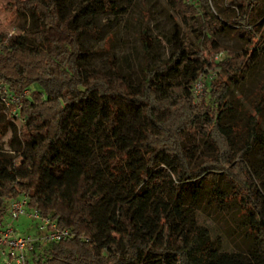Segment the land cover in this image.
Here are the masks:
<instances>
[{"label":"trees","instance_id":"16d2710c","mask_svg":"<svg viewBox=\"0 0 264 264\" xmlns=\"http://www.w3.org/2000/svg\"><path fill=\"white\" fill-rule=\"evenodd\" d=\"M63 1L17 2L14 12L29 15L33 28L0 46V79L14 93L30 90L18 111L20 127L0 103V132L11 130L10 151L0 149V220L7 201L24 193L29 208L73 231L67 239L35 244L27 264H264V80L254 91L253 113L240 124L224 123L234 110L230 84L264 63L257 23L264 21V0H168L181 21L171 18L169 54L146 68L133 90L113 60L106 73L82 69L80 37L96 38L97 30L76 25L73 15L64 18ZM97 2L104 12L113 9L112 0ZM227 30L244 47L216 63L226 80L213 78L207 101L195 104L204 52L227 51L217 40ZM189 33L198 45L193 50ZM139 37L150 52L154 40L146 27ZM177 75L185 79H167ZM117 102L139 118L138 137L118 133ZM98 135L103 167L95 169L82 156L87 138ZM197 139L212 148L198 162ZM257 150L263 151L262 168L252 174L247 163ZM220 176L232 182L247 216L255 211L259 250L221 251L203 226L188 221L180 187L209 181L221 200ZM159 194L175 197L176 204Z\"/></svg>","mask_w":264,"mask_h":264},{"label":"rangeland","instance_id":"374dc122","mask_svg":"<svg viewBox=\"0 0 264 264\" xmlns=\"http://www.w3.org/2000/svg\"><path fill=\"white\" fill-rule=\"evenodd\" d=\"M23 0H0V46L6 43L11 35H20L25 29L33 28L29 15L16 14L13 10L17 2ZM113 9L104 12L97 0H64L61 6L62 16H74V23L88 29L97 30V37L83 35L80 37L82 50V69L87 72H107L110 61H114L122 76L128 81L130 89H136L144 79V70L158 65L167 58L170 45L168 38L171 33V18L181 22L172 10L168 0H112ZM259 23L261 45H264V21ZM146 27L147 33L154 40V46L150 52H146L140 40V31ZM182 29L187 32L182 24ZM218 43L227 48L214 57L205 51L207 65L199 74L195 83L196 94L193 103L199 104L207 101L211 91V80L219 78L223 81L226 77L216 64L228 56V51H240L244 44L229 30L221 33ZM190 48L196 46V40L192 34H188ZM211 76V78H210ZM170 82H180L185 79L184 75L169 76ZM264 80V63L262 60L239 77L235 84H230L228 100L231 101L233 112L224 119V123L240 124L248 113H253L251 101L258 96L254 95L256 86ZM216 82V81H215ZM26 90V89H25ZM30 93V90H27ZM28 95V94H27ZM25 98V97H24ZM23 98V99H24ZM120 111V127L118 133L133 138L138 137V126L141 124L134 111L124 103L117 102ZM6 117V116H5ZM7 118V117H6ZM9 118L12 117L9 115ZM15 125L20 127L22 119H13ZM264 129V117L261 120ZM1 129V128H0ZM11 135L9 129L5 134L0 132V149L10 151L11 147L7 140ZM87 149L84 151L85 162L95 169L103 167L98 145L103 142L101 135L89 136L86 140ZM188 143L187 139L185 140ZM198 152L196 161L207 158L212 154V148L208 142L197 139ZM262 150H257L250 157L248 167L252 174L253 169L261 170ZM264 174V170L261 171ZM264 177V175H263ZM219 191L225 202L215 199L210 190V182L206 181L197 186L180 187V202L189 209L188 221L192 219L196 224L205 228L213 245L221 251L240 252L249 254L250 250H259L262 244V233L257 217L247 216L245 208L239 202V198L233 196L234 185L223 176L219 177ZM264 195V182L259 187ZM232 194V195H230ZM164 195L159 194V197ZM162 200L175 203V197L164 196ZM179 202V201H178ZM179 202V203H180ZM176 204V203H175ZM250 208V206L248 207ZM18 231H33V221L26 216H21L14 222ZM29 251L26 252V255Z\"/></svg>","mask_w":264,"mask_h":264},{"label":"built area","instance_id":"2783aa9c","mask_svg":"<svg viewBox=\"0 0 264 264\" xmlns=\"http://www.w3.org/2000/svg\"><path fill=\"white\" fill-rule=\"evenodd\" d=\"M27 92L24 90L21 94L14 93L0 79V103L9 110L12 119H19L18 111ZM195 94L194 84L193 96ZM21 216L33 221L32 232H21L15 228L14 222ZM72 236L73 231L70 228L60 227L50 218L42 216L37 209L29 208L28 197L22 193L7 201V216L0 220V263L27 264L26 252L35 244L56 242Z\"/></svg>","mask_w":264,"mask_h":264},{"label":"crops","instance_id":"0c3cea01","mask_svg":"<svg viewBox=\"0 0 264 264\" xmlns=\"http://www.w3.org/2000/svg\"><path fill=\"white\" fill-rule=\"evenodd\" d=\"M24 230H22L21 232H23Z\"/></svg>","mask_w":264,"mask_h":264}]
</instances>
